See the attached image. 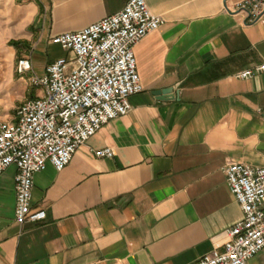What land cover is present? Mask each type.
<instances>
[{"label": "crops", "instance_id": "0c3cea01", "mask_svg": "<svg viewBox=\"0 0 264 264\" xmlns=\"http://www.w3.org/2000/svg\"><path fill=\"white\" fill-rule=\"evenodd\" d=\"M242 1L147 0L164 23L134 47L144 90L64 170L35 175L32 207L46 219L18 223L16 167L0 175V264H193L226 242L243 211L224 168L264 166V72L237 77L264 63V15L248 22ZM128 2L0 0V31L33 63L54 36ZM106 147L114 157L95 155ZM249 264H264V249Z\"/></svg>", "mask_w": 264, "mask_h": 264}, {"label": "built area", "instance_id": "2783aa9c", "mask_svg": "<svg viewBox=\"0 0 264 264\" xmlns=\"http://www.w3.org/2000/svg\"><path fill=\"white\" fill-rule=\"evenodd\" d=\"M238 9L248 13V22L264 15V0H244ZM164 21L150 9L147 0H129L123 10L82 30L54 36L51 41L69 52L34 72L30 57L19 59V74L40 89L26 99L12 120H0V175L16 167L15 220L24 224L43 221L44 209L32 207L35 175L51 163L64 170L78 149L111 120L132 110L130 97L143 92L134 47ZM264 72V63L241 71L250 79ZM100 158H112L111 147L95 150ZM231 192L243 218L226 231L227 240L193 264H249L264 249V166L230 162L225 168Z\"/></svg>", "mask_w": 264, "mask_h": 264}, {"label": "rangeland", "instance_id": "374dc122", "mask_svg": "<svg viewBox=\"0 0 264 264\" xmlns=\"http://www.w3.org/2000/svg\"><path fill=\"white\" fill-rule=\"evenodd\" d=\"M3 21L0 16V23ZM18 38H5L3 31H0V46L4 51L0 54V120H12L16 116V110L26 99L36 97L40 94V89L34 87L30 80V73L19 74L17 64L26 53L28 46L23 43L18 47L11 46L10 41ZM57 50L58 53H54ZM23 52V53H22ZM55 54L63 57H69V52L56 46L54 50L43 49L34 51L33 63L35 67H43L49 58H53ZM57 56V55H56ZM4 66V67H3Z\"/></svg>", "mask_w": 264, "mask_h": 264}, {"label": "water", "instance_id": "95a60500", "mask_svg": "<svg viewBox=\"0 0 264 264\" xmlns=\"http://www.w3.org/2000/svg\"><path fill=\"white\" fill-rule=\"evenodd\" d=\"M156 95L161 96L163 98H167V96H170V94L173 93V89L172 88H167L164 90H160V91H155L154 92Z\"/></svg>", "mask_w": 264, "mask_h": 264}, {"label": "trees", "instance_id": "16d2710c", "mask_svg": "<svg viewBox=\"0 0 264 264\" xmlns=\"http://www.w3.org/2000/svg\"><path fill=\"white\" fill-rule=\"evenodd\" d=\"M12 45L16 46L18 43L16 41H12Z\"/></svg>", "mask_w": 264, "mask_h": 264}, {"label": "bare ground", "instance_id": "6f19581e", "mask_svg": "<svg viewBox=\"0 0 264 264\" xmlns=\"http://www.w3.org/2000/svg\"><path fill=\"white\" fill-rule=\"evenodd\" d=\"M4 67V66H3Z\"/></svg>", "mask_w": 264, "mask_h": 264}]
</instances>
